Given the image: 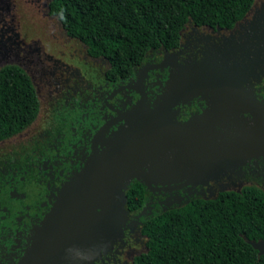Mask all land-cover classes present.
I'll return each instance as SVG.
<instances>
[{
	"label": "flooded vegetation",
	"instance_id": "obj_1",
	"mask_svg": "<svg viewBox=\"0 0 264 264\" xmlns=\"http://www.w3.org/2000/svg\"><path fill=\"white\" fill-rule=\"evenodd\" d=\"M18 2L40 20H23L30 9ZM50 3L0 0V71L22 69L39 99L36 119L0 139V264H23L64 186L107 149L116 131L130 126L135 113L192 120L193 130L214 123L235 151L220 171L193 181L149 187L133 179L126 195L139 182L141 202L132 208L126 203L121 235L91 264H143L149 251L144 225L155 215L227 191H264V133L258 132L264 127V62L236 70L235 62L244 65L242 56L226 54L247 31L255 3L232 27L190 21L176 45L153 48L134 65H117L72 34ZM219 61L222 68H213ZM195 136L192 157L203 156L198 171H207L211 142L203 132Z\"/></svg>",
	"mask_w": 264,
	"mask_h": 264
},
{
	"label": "trees",
	"instance_id": "obj_2",
	"mask_svg": "<svg viewBox=\"0 0 264 264\" xmlns=\"http://www.w3.org/2000/svg\"><path fill=\"white\" fill-rule=\"evenodd\" d=\"M255 0H51L69 31L117 65H134L153 48L177 44L190 21L232 27ZM39 111V99L17 66L0 71V139L22 131ZM138 193L140 195H138ZM143 196L139 182L127 192L128 207ZM141 197V199H140ZM149 251L143 264H264L248 239H264V191L248 187L215 199H196L145 222Z\"/></svg>",
	"mask_w": 264,
	"mask_h": 264
},
{
	"label": "water",
	"instance_id": "obj_3",
	"mask_svg": "<svg viewBox=\"0 0 264 264\" xmlns=\"http://www.w3.org/2000/svg\"><path fill=\"white\" fill-rule=\"evenodd\" d=\"M238 53L244 65L235 62L236 70L264 62V0L241 41L226 50L232 58ZM208 68L221 69V61ZM135 115L130 126L116 131L107 149L64 186L23 264H91L122 233L128 217L126 190L133 179L149 187L178 178L193 181L195 176L220 171L225 157L235 151L224 144L231 140L222 139L223 132L214 123L193 130L192 120L182 124L156 112L145 119ZM202 132L211 142L207 171H198L203 156L194 152L192 157L193 133L197 137ZM258 132L264 133L262 125ZM245 239L264 254V239Z\"/></svg>",
	"mask_w": 264,
	"mask_h": 264
},
{
	"label": "rangeland",
	"instance_id": "obj_4",
	"mask_svg": "<svg viewBox=\"0 0 264 264\" xmlns=\"http://www.w3.org/2000/svg\"><path fill=\"white\" fill-rule=\"evenodd\" d=\"M261 2H262V0H255L256 7H260ZM18 4L21 5V6H23L24 11H27L28 9H30L29 12L23 13L24 15H26V17L23 20H26V21L40 20V17L39 16L33 15L32 13H30L31 8H28L29 6H26L27 5L26 3H24V2H18Z\"/></svg>",
	"mask_w": 264,
	"mask_h": 264
}]
</instances>
